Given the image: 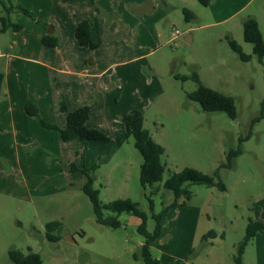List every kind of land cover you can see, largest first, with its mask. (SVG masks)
Masks as SVG:
<instances>
[{"label": "rangeland", "instance_id": "rangeland-1", "mask_svg": "<svg viewBox=\"0 0 264 264\" xmlns=\"http://www.w3.org/2000/svg\"><path fill=\"white\" fill-rule=\"evenodd\" d=\"M1 1L22 6L19 0ZM183 8L193 13L188 21ZM143 9L137 21L132 17L130 23L139 24L147 53L127 65L136 91L131 93L124 86L122 104L117 109L110 104L108 113L94 117L99 121L97 129L108 140H91L86 145L78 139L63 142L57 129L40 122H53L54 110L39 109L32 99L36 115L13 102L8 110L9 101L0 89V264H13L7 254L11 248L23 252L31 248L40 254L42 264H145L138 217L122 212L118 227L95 221L92 204L82 191L85 175L81 170L92 167L88 173L94 176L100 201H136L147 213L146 229L152 232L151 190L157 188L151 198L158 213L173 201L172 193L163 187L173 172L193 167L212 175L230 148L241 147L232 167L219 168L225 191L192 183L191 199L168 208L160 221L159 237L150 243L151 254L163 264H234L247 222L260 219L264 211V116L251 128L250 122L259 115L264 100V55L258 57L253 45L243 40V22L254 17L264 41V0H213L206 6L198 0H148ZM148 27L158 35L150 38ZM126 29L131 40L133 30ZM28 33V29L0 31L1 72L19 64V58L9 57V45L18 37L24 41ZM187 35L190 41L185 40ZM226 36L250 55L247 61L230 49ZM33 65L36 71L28 70L35 78L31 88L46 90L43 68ZM192 73L204 85L234 97L235 119L224 112L204 111L187 97L197 83L192 78L175 79L173 74ZM131 109L142 112L143 126L164 149L162 179L145 190L139 182L142 157L133 137L124 134L122 116ZM249 130L248 138L240 143L239 137ZM71 165L79 170L72 171ZM53 220L61 222L57 241L45 236V224ZM211 230L216 232L214 237L207 235ZM242 264H264V230L245 246Z\"/></svg>", "mask_w": 264, "mask_h": 264}, {"label": "crops", "instance_id": "crops-1", "mask_svg": "<svg viewBox=\"0 0 264 264\" xmlns=\"http://www.w3.org/2000/svg\"><path fill=\"white\" fill-rule=\"evenodd\" d=\"M147 1L124 0L125 6H122V0H25L24 4L19 0L33 19L30 21L21 13H15L12 17L21 25L20 30L12 32H25L28 29L29 33L24 41L18 37L9 45V57L19 58L20 62L14 69L2 72L1 89L10 105L7 109H12L13 102L17 107L21 105V110L24 109L26 113L25 104L32 99L39 109L54 110V120L50 124L60 127L65 123V112L59 109L61 100L70 110L89 105L86 124L97 128L99 121L94 117L99 112L108 113L110 104L115 109L122 104L124 86L130 87L131 93L136 91L137 84L130 81L133 75L127 65L142 60L147 53L143 51L145 44L141 40L139 24L133 27L130 23L132 17L137 21L138 15L144 13L143 4ZM212 1L209 0L208 4ZM126 11L131 13V18L126 16ZM133 12L138 13L137 16H133ZM89 17L96 20L89 27L90 36L94 40L100 39L99 47L93 50L79 46L75 38L76 25ZM48 25L50 31L46 30ZM126 28L133 30L131 40L125 33ZM147 31L150 38L158 35V32H152L151 27ZM44 34L57 37L55 47L42 44ZM33 64L43 68L46 78H43V87L46 90L31 88L30 82L35 78L28 74V70L36 71ZM24 87L26 90L23 91Z\"/></svg>", "mask_w": 264, "mask_h": 264}, {"label": "trees", "instance_id": "trees-1", "mask_svg": "<svg viewBox=\"0 0 264 264\" xmlns=\"http://www.w3.org/2000/svg\"><path fill=\"white\" fill-rule=\"evenodd\" d=\"M93 2L95 0H92ZM202 5L206 6L209 0H198ZM4 15L0 16V31L5 32L18 31L21 25L12 19V14L21 13L32 20V16L28 9L20 5H6L0 0ZM184 18L188 21L193 17V13L183 8ZM96 22L95 17H89L81 20L75 27V38L77 44L91 50L100 45V39H92L89 33L90 25ZM45 25V23H43ZM227 44L230 49L239 55L243 61H247L250 55L242 51L241 46L231 37L226 36ZM243 40L253 45V52L258 56L264 55V41L262 33L259 29L257 20L254 17H247L243 22ZM41 42L44 46L55 47L57 44V37L52 34H44ZM173 77L178 80H186L192 78L197 87L195 90L187 94L190 100L197 102L201 109L207 112H224L231 119L237 116L235 99L229 94H225L213 88L204 85L196 73L191 76L173 74ZM3 80V73L0 71V89ZM59 109L65 112V123L63 126H56L41 120V124L47 128L57 129L60 139L63 142H69L73 139H78L83 144H87L91 140H108V136L97 128L87 126V121L90 113L89 105H82L76 109L70 110L63 100L59 102ZM26 113L29 115H36L37 108L31 101L25 104ZM264 116V100L261 103V109L258 116L253 118L250 122V128L253 124ZM122 121L125 128V136L133 137L134 147L138 150L142 157V162L139 167V182L143 190L147 187H152L154 183L162 179L165 165L162 162V155L164 153L163 147L155 142L148 131L143 126L144 117L139 109H131L122 116ZM248 131L245 137L240 136L239 142L248 138L250 134ZM241 147L230 148L225 154V161L219 164L212 175L205 174L202 171L193 167H184L180 171L173 172L163 183V187L169 190L173 195V201L170 205L162 208L160 212H154V204L151 195L157 191V188L151 190L148 195L150 217L154 219L155 226L152 232L146 229V221L148 215L141 210L139 204L130 198H117L109 202H102L99 198V190L93 187L94 176L88 171L93 170L84 169L85 182L82 185V191L88 197L92 204V209L95 216V221L101 225L111 227H118L121 225L118 217L120 213H130L140 219L137 231L143 236L144 241L141 245L140 255L145 264H163L151 254L150 243L159 237L161 232L160 221L167 214L170 206L177 204H184L192 197V191L189 185L192 183L203 184L208 187H217L221 191L226 190V186L219 179V168L232 167L234 158L241 153ZM72 171H78L74 165H71ZM61 222L58 220L49 221L45 224V236L49 241H57L60 238ZM264 230V211L260 214V219H249L245 227V233L241 241H239L236 253L233 256L234 264H242V255L247 243L255 237L260 231ZM207 235L215 236L216 232L211 230ZM8 258L13 264H42L41 256L38 252L31 248L27 252L20 249L11 248L8 250Z\"/></svg>", "mask_w": 264, "mask_h": 264}, {"label": "water", "instance_id": "water-1", "mask_svg": "<svg viewBox=\"0 0 264 264\" xmlns=\"http://www.w3.org/2000/svg\"><path fill=\"white\" fill-rule=\"evenodd\" d=\"M50 30H51V27H50V25H49L47 31H50ZM185 40H186V41H190V36H189V35L186 36V37H185Z\"/></svg>", "mask_w": 264, "mask_h": 264}]
</instances>
